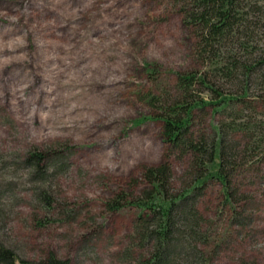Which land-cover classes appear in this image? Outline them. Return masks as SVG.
Listing matches in <instances>:
<instances>
[{
    "label": "rangeland",
    "instance_id": "obj_1",
    "mask_svg": "<svg viewBox=\"0 0 264 264\" xmlns=\"http://www.w3.org/2000/svg\"><path fill=\"white\" fill-rule=\"evenodd\" d=\"M182 8L177 0H0V180L16 176L20 183L0 200V243L23 258L42 260L53 251L71 264H125L124 251L137 252V211L113 213L106 204L137 185L144 189L142 167L162 162V124L152 118L183 95L176 75L210 70L197 59ZM260 92L253 89L255 111L247 114L264 122ZM223 119L207 109L196 130L211 134ZM241 138H230L240 164L234 180L245 192L238 197H250L252 223L243 235L229 228L222 187L213 182L200 208L211 241L221 238L224 247L211 264H264V145L254 149ZM58 144L77 149L69 173L54 182L55 198L80 215L42 227L31 185L5 163ZM173 166L178 192L187 167L178 159Z\"/></svg>",
    "mask_w": 264,
    "mask_h": 264
},
{
    "label": "trees",
    "instance_id": "obj_2",
    "mask_svg": "<svg viewBox=\"0 0 264 264\" xmlns=\"http://www.w3.org/2000/svg\"><path fill=\"white\" fill-rule=\"evenodd\" d=\"M177 2L183 4L184 23L195 34L197 59L202 66L210 65V70L176 75L177 87L183 95L152 118L162 124L165 144L162 162L142 167L139 179L144 189L137 185L131 194L123 191L106 204L113 213L124 209L137 211L131 240L138 250L124 251L125 264L213 263L224 241L221 238L211 241L207 218L200 208L201 199L213 182L222 187L224 207L230 212L229 228L238 227L243 235L252 223L247 203L250 197L246 193L242 195L245 200L239 198L245 192L240 193L235 187V172L240 164L236 163L238 145L233 139L242 136L241 141L247 140V145L254 149L264 145V122L248 112L255 111L250 102L253 89L262 93L257 95L258 99H264V0ZM228 84L239 89L227 91ZM199 91L209 93L211 98L201 97ZM207 109L215 117L226 116L211 134L195 127L198 113ZM76 149L62 144L45 149L36 147L5 163L13 175L22 171L18 180L25 177V182L31 185L28 191L45 216L38 221L42 227L76 222L80 215L59 204L53 189L54 182L71 170ZM174 159L186 165L189 178L178 192L173 190ZM13 177L1 178L0 200L17 191L20 183ZM242 263L248 264L246 260ZM0 264H71V261L61 259L53 251L42 260L23 258L0 243Z\"/></svg>",
    "mask_w": 264,
    "mask_h": 264
}]
</instances>
